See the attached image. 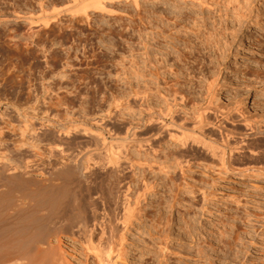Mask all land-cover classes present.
<instances>
[{
	"label": "rangeland",
	"instance_id": "374dc122",
	"mask_svg": "<svg viewBox=\"0 0 264 264\" xmlns=\"http://www.w3.org/2000/svg\"><path fill=\"white\" fill-rule=\"evenodd\" d=\"M56 1L60 3L57 8L67 4H61L67 0H0V161L6 156L14 162L18 158L21 163L24 158L34 160V171L31 167L29 175L32 173L30 177L35 179L31 177L29 187L36 190L40 184L39 191L47 187L42 192L45 196H40L45 200L49 197L48 202L37 196L46 206L39 204V210L35 202L38 211L49 213L51 223L50 212L55 214L60 208L63 213L68 210L71 218L75 216L73 219L80 215L70 203L77 199L72 192L78 191V197L86 193L89 199L88 190L84 186L87 192H82L77 183L79 177L71 172L74 177L58 173V169L71 164L65 156L84 152L87 145L101 138L113 142L116 149V145L132 136H153L163 102L160 91L179 87L187 97L189 113H195L194 102H205L207 80L216 79V105H223L221 110L212 107L218 114L212 109L207 113L216 133L219 129L220 134L212 133L218 136L211 134L214 140L225 132L221 130L224 127L226 132L233 130L238 141L253 139L255 143L262 138H254L257 135H253L251 126L264 125V0H141V7L137 8L132 2L118 0L117 5L111 3L118 12L89 8V17L84 12L57 15L52 12ZM37 14H48L45 18L49 23L36 19L37 24H32L26 20L27 16ZM137 90L140 93L136 98ZM183 111L179 110V115H186ZM247 123H251L250 127H246ZM34 125L39 133L44 131L40 140L32 139ZM58 131L62 132L55 136ZM259 141L255 146L264 148V140ZM161 144L165 148L162 154L177 147L167 140ZM127 148L129 154L123 151L130 155L129 160L123 153L124 162L119 163L122 166L118 170L120 174L127 171L129 176L124 175V181L123 173L122 181L130 183L134 190L143 187V179L151 182L149 186H156L141 200L143 217L133 219V225H122L121 213L116 210L112 230L116 229V219L121 223L120 229H125L119 231L120 236L108 229L112 239L118 236L111 246L114 249L116 243L118 247L117 242L123 239L119 252L124 248L126 252L117 259L116 247V253L112 252L115 264H264V152L239 151L233 166L225 168L196 154L198 158L192 160L193 167L186 171L185 179L179 171L170 172L171 178L173 174L178 178L174 185L176 181L168 178V172L152 166L156 160L152 150L146 153L133 144ZM98 152L102 154L99 157L104 156L101 150L95 153ZM142 160L148 161L151 168L146 169ZM130 166L135 168L136 175L133 168L129 171ZM95 170L96 178L101 171L105 176L103 167ZM49 174H53V180ZM70 175L73 182L69 183ZM5 187L1 188L7 190ZM82 197V203L74 200V207L81 206V210L85 206L89 210L84 203L89 200ZM38 211L33 210L41 217ZM69 225L65 228L68 233L64 230L56 236L52 232L51 239L60 238L54 243L63 245L67 258L75 262L71 264H84L81 237L69 232ZM35 231L26 232V238ZM9 232L13 231L1 237L15 238L5 241L0 237L1 247L17 238Z\"/></svg>",
	"mask_w": 264,
	"mask_h": 264
},
{
	"label": "bare ground",
	"instance_id": "6f19581e",
	"mask_svg": "<svg viewBox=\"0 0 264 264\" xmlns=\"http://www.w3.org/2000/svg\"><path fill=\"white\" fill-rule=\"evenodd\" d=\"M58 1L62 2V0H58ZM115 1H118V0H67V2L63 1L61 3V4H63L64 2L67 3V4L64 3L65 6L63 5V8L62 7L57 8V6L60 5V3L59 2L57 3V1H56L57 4H53L55 2L52 3L53 4L52 5L53 6L52 12L57 14V15H59L61 13L62 14L63 13H69L71 15H75L76 13L80 14V13L84 12L82 14H86V16L89 17V14L87 13L89 8H95L97 10L105 11V12H109V13L116 11L115 9L112 8L113 6H111L114 3L116 4ZM127 1L132 2L136 6V8L141 5V0H127ZM40 4H41L40 6H42L43 8L45 7L43 3H40ZM109 5L111 6V8ZM116 7H118V6H116ZM45 12H46V10H44V13ZM49 12H51V11H49ZM116 12H118V10ZM42 14H40V15L37 14V17L33 16L34 14L31 16L29 15V16H27V17L25 16V17H26V20H28L32 24L35 22H38L36 19H38V20L41 19L42 21L40 20L41 21L40 23L48 24L49 19L45 18V17H48V14H46V15H42ZM54 18H56V16ZM51 20H52V18H51ZM35 24H37V23H35ZM155 28H156V26H155ZM163 30H164V28H163ZM171 31L172 30H170V33H172ZM163 33H165V32H163ZM170 36H172V35H170ZM157 37H158V35H157ZM157 37H156V39H157ZM153 38H154V35H153ZM216 88H217L216 79H210V80L208 79L207 84H206V91H205L204 96H203L205 102L201 103V104L199 103L200 101L197 102L198 104L196 102H194L193 108L195 109L194 111H197L195 113H189L188 107H186V105L188 103L187 97H185L183 90L181 91V89H179V87L178 88H171L170 87L169 90L165 89L164 91H160L159 93L161 94L163 102L159 106L160 108L158 109V113H157L158 118H156L157 122L155 121L157 124L154 123V124H156L155 125L156 130H155V128L153 129V131L155 130L156 132H155V134H153V136L151 135V136H148L147 138H142V139H138V137L136 138V135L134 137L132 136V138L130 140H123V142H122L123 144L119 143L118 145H116V149H115V145L113 142H108L107 141L108 139L106 140L104 138H101L97 141H94L93 144L87 145L84 152L80 151V153L77 152L78 154H75V155H74L75 152L72 155H68L67 152L66 153L64 152L65 155L66 154L68 155V156L67 155L66 156L64 155V156L70 160V161L68 160L69 161L68 163L69 164L71 163V164L66 166V164H67V162H66V164H64L66 166L65 168L62 167V169H61L59 167L60 169H58V167H57V169L59 171L58 173H70V172L72 174L74 173L73 175L77 176V178L78 177L80 178V181H77L79 187L82 188V190H83V188L85 186V188H86V190H88V192L86 190L85 191L87 193H89V199H88L87 198L88 196H86L87 195L86 193L85 194L81 193L80 191H82V190L79 191L82 195H84L83 196L84 198L86 197L87 200H89V201H84V203L87 202L86 205L88 204L87 206L90 207L88 210V209H86L87 207L82 205L83 207L80 210L79 207H81V206L74 207L75 206L74 200H77V202L81 201L82 195H79V197L81 196L79 198L78 197V194H79L78 191H76L78 194L76 192H72L73 190L72 191L70 190L72 186L69 189L72 193H75V195L74 194H72V195L77 197V199L75 198L73 201H70L74 210L78 208V210H75V212H77V215L80 212V215L76 216L77 219H73V218H75V216L73 214H72V216H74V217L71 218L68 215V210H66L67 207H64L62 204V206L64 207V210H66L67 213H63V210H62L63 208L62 209L60 208L58 211H56L55 214L53 212H50L51 210H49L51 218H52V223H51V220H49V218H47V216L49 215L48 212H46L47 214L44 213L46 215L45 216L44 214H42L43 212L38 211V209L40 210V208H41L40 207L41 204H42V208H43V205L44 206H46V205L43 204L44 203L43 200H40V201H42L40 203V201L37 200V196H38V198L40 195L45 196L44 194H42V192L44 193V191L47 187L44 186V190L42 189V191H39L40 188L38 189V187L40 186V184H39V186L36 185L38 182V181L36 182V180H37V178H36V180H34L33 183L35 182L36 184H34V185L38 186V187H36L38 189V191H37V189L33 190L35 188H33V189L30 188L31 184H32V182H31L32 178L35 179V177H32V176H31L32 178L30 177V175L32 173H30V175H29V171L31 172V170H33V168L35 166V164L33 163L34 160L32 162L31 158H28V159L24 158L25 161H23L21 163V161H19L20 158H18L19 160L17 159L18 162L17 161L14 162V160H12L11 158H9L7 156L3 157L2 160L0 161V189H1L0 190V231H1L0 237H1V235H5L4 234L5 232L13 231L11 233L9 232V234L15 233L17 238L13 241L15 244L10 242V244H6V245H10V246H7V247H6V245H5V247L0 246V264H71L73 262V260L71 262V260L69 258H67L66 253H65L66 251H65V248L63 247V245L60 243H58V244L54 243V240H56L55 242L57 243L58 240H60V238L59 239H51L52 238V232H53V234L55 233L56 236H58V233H60V232L62 233V231H64V230H65V232H67V230L65 228H67L66 225L68 226L69 224L70 225H69L68 229L71 230L69 232L73 233L76 236L78 234V236L81 237L80 242L82 241L81 244L83 246V250L85 251V257H84L85 262H84V264H115V263H117L116 260H114V258L112 256V252L114 251L116 253L117 248H118L117 252H119V250H120L119 246L121 245L120 243H122L123 239L121 241H120V239L118 240V241H120V243L117 242V244L119 245L118 247L116 246V243L114 244L115 245L114 249H113V245L111 246V244H113V241H115V238L117 241V237L120 236L119 231H122V230L124 231V229H125V228H123L121 230L120 229L121 227L119 225L121 223H122V225H133V224H130L133 219H137V220L141 219L143 217V213H142L143 207L141 206V203H142L141 200L146 199V194L148 191L155 189V188H152V187H154L155 183L153 184V186H152V184L149 186V184L151 182L149 181L150 183L148 184L145 182L146 181L145 179H143L144 181L142 182L143 187H142V185H140L141 187L138 186V188L135 190L133 188L134 186L132 187L130 183H124L122 181L121 175L124 172L122 174H120L118 167L122 166V165H119V163H121V161L123 160L122 156H125L123 154V153H125L124 152L126 150L125 148L129 147L131 144L137 145L140 149H143L146 153H150L149 150H152L151 153L155 157L154 159H156L155 163H153L152 166L158 167L160 170H162V172L163 171L168 172L169 173L168 178H171L170 175L172 173H170V172L178 173L177 171H179L181 173L180 177H183V179L186 178V177H184L186 171L188 169H191V167H193L192 165L194 163L192 164V162H193L192 160L198 158V156H197L198 154H202L203 155L202 157L205 156V158H207L205 160H211L212 159V161H211L212 163L213 162H214V164L217 163V165L225 168L227 166H233L234 159L236 158V154L239 151H245L246 150L247 152H250L251 154H254L255 152H264V148H262L261 146H258V147L255 146L258 143L259 139H261V141H262V139L264 140V138H263L264 137V125H259L255 122H254L255 124H252L251 129H252V131L254 130L253 135H255V136L257 135V137H254V136L253 137L256 140L259 136L262 137V138H259L257 140V142H255V143L253 142V139L252 140L248 139V140H251V142L249 141L248 143H247L248 140L246 141L244 139L246 141V142H244V140L241 139L242 137L241 138L239 137L241 140L238 141L236 139L237 136H235V138H234L232 135V132H234V131L232 130V132L231 131L226 132V128L224 126H223L224 128H221V126L219 128H221V130L225 129V132H221L220 138L217 137L218 139L215 138V140H214V138H213L214 135L220 134L219 129L217 131L218 133H216V131H215L216 129L210 123L211 120L210 119L208 120L207 113H209L208 111L211 109H212V111L214 110L212 107H216V108L218 107L220 109V106L223 105V104H221L219 106L216 105V103L218 102L216 100L217 99ZM139 93L140 92L137 90V92L135 93L136 98L138 97ZM127 104L131 105V104H129V100H128ZM226 105H224V106H226ZM233 106H234V104H233ZM238 107H239V104H238ZM216 108H215V110H216ZM179 110H184L183 113H185L186 115H179ZM217 111H218V109H217ZM215 113H217V112L215 111ZM221 113L223 114L222 111H221ZM227 118H229V117H227ZM225 119H226V117H225ZM230 119H231V117H230ZM151 121H149L150 124H152ZM251 123H253V122H251ZM251 123H247L246 127H250ZM129 125H131V124H129ZM229 126H231V125H229ZM248 129L249 128H247V130ZM38 130H39V128H36V126L34 125V130H33L34 135L32 137V139H34L33 141H35V139L40 140V138H41L40 134H43V132H44L43 131L42 133H39ZM67 131H66V134H67ZM213 131H215L216 134H212V133H214ZM60 132H62V131L55 132L54 133L55 136H57V135L59 136ZM247 132H249V131H247ZM211 134L213 135V137ZM209 135H211L212 138L208 139ZM137 136H138V134H137ZM216 136H218V135H216ZM249 137L251 138V136H249ZM255 139H254V141H256ZM165 140L171 141V143H173V145H175L174 147H176V146L177 147L174 148L173 150L167 151V152H165V150H164V154H162L163 149H165V148H162L161 143H162V141L164 142ZM124 141H125V144H124ZM126 141L129 142L128 143L129 145H127ZM167 149L169 150L170 148H167ZM191 149H193V150L196 149L195 151H199L200 153H195L194 151L192 152ZM55 150L57 151V149H55ZM55 150H53V151H55ZM99 150H101L103 152V155H104L103 157H101L102 154H100V152H98V155L95 153ZM127 150H129V149L127 148ZM127 150H126V152H127ZM60 151L63 152V150H60ZM127 153L129 154V152H127ZM241 153H243V152H240V154ZM128 154H126V158H127ZM54 155H56V154H54ZM99 155H101V156L99 157ZM237 155H239V154H237ZM129 157H130V155L128 156V158ZM162 157H164V158H162ZM202 157H199V159ZM133 158H130V159H133ZM157 158H159V159L162 158L164 160H160V162H158L157 160H159V159H157ZM203 159L204 158H202V160H201L202 162L205 161ZM140 161H141V159H140ZM122 162H124V160ZM141 163H143V160ZM128 164H130V163H128ZM143 164L142 165L144 167H146V169L151 168V166L148 164V161L147 162L145 161ZM135 165H133V166H135ZM202 165H207V164H202ZM124 166L127 167L128 165L127 166L124 165ZM133 166L129 167V169H130L129 171H132L134 169L132 173H134V171H135V168ZM143 166H141V167H143ZM31 167H32V169H31ZM98 167L99 168L103 167L105 169V176L104 177H103L104 174L102 173V171L100 173L102 176L101 179L99 177L100 174L98 175V173H96L98 175V178H96L97 176L94 173V172H98L95 170ZM121 168H120V170H121ZM131 168H133V169L131 170ZM29 169H31V170H29ZM171 169L173 171H171ZM123 171H124V169H123ZM125 171H126V169H125ZM125 173L123 174V177L125 178L124 181L127 178L124 175H128ZM178 174H177V176H178ZM71 175H70V177L72 178L73 175L72 176ZM94 175H95V177H94ZM133 175H136V174L134 173ZM173 175H174V177L171 179H174L173 182L176 181V184H175V182L173 184L177 185L178 178H176V174H173ZM49 176H51V175L49 174ZM52 176H53V174H52ZM62 177H64V176H61V178ZM69 178L67 180H69ZM77 178L76 179L74 178V180H77ZM134 178H135V176H134ZM175 178L177 180H175ZM51 179L53 180V177ZM130 179H133L132 176L130 177ZM72 180H73V178L71 180H69L68 182L70 183V181H72ZM181 180H182V178H181ZM82 183H83V185H82ZM181 183H182V181H181ZM78 185H75V186L78 187ZM3 186L4 187L6 186L7 188L6 187L5 188L7 190H3L1 188ZM65 186H67V184ZM75 186H73L74 189L76 188ZM155 186H156V184H155ZM178 189H179V186H178ZM76 190H79V188L78 189L76 188ZM180 190L181 189H179V193H180ZM85 191L83 190L82 192H85ZM39 193H41V194H39ZM50 193H51V191H50ZM46 194H47V192H46ZM51 194L53 195V193H51ZM41 196L39 199L44 198ZM45 198H44V200H45ZM48 199H49V197L45 201L48 202ZM35 200L37 201L38 205L36 204ZM33 202H35V204ZM49 202H51V201L49 200ZM79 203H82V202H79ZM32 204L35 205V207L32 206ZM36 205L38 206V209H37ZM31 206L33 207L32 208L33 210L36 209V211L41 212V213H39L40 215L42 214L41 217L38 215H35V213H37V212H33L32 209H31L32 211L30 210ZM66 206H67V204H66ZM101 206H102V208H101ZM47 207H49V205ZM44 208H46V207H44ZM100 209H102L101 210L102 212L100 211ZM60 210L62 211V213H60ZM87 210L88 211L91 210L90 211V213L92 212L91 215L87 213ZM116 210L120 211V213H121V215H120L121 223L117 222L118 220L116 219V223H117L116 229H120V230H116V229L114 230V228H113L114 232H116V231L118 232V233L116 232L118 234V236L116 234V237L114 239H112L110 237L111 235H109L108 231L112 230L113 226L111 227V222H112V220L115 221L113 216L116 213ZM47 211H48V209H47ZM57 212H58V214H57ZM32 213H33V216H31ZM52 213H53V215H55L54 217H53ZM75 215H76V213H75ZM28 216H31L30 219L26 218ZM68 216L74 222L68 221L70 219V218L68 219ZM22 217L24 219H20ZM13 219L14 220L16 219V223H12V222H15ZM10 220H13V221H10ZM7 221H10V222L8 223V225H5V223H7ZM49 221H50V223H49ZM67 221H68V223H66ZM118 223H120V224L118 225ZM47 224L48 225L51 224V225L48 226ZM112 224H113V222H112ZM52 226L55 228L54 229L55 232L52 230L53 229ZM32 227L34 228V230H30ZM46 227H48V228H46ZM49 227L52 229H50ZM122 227H124V226H122ZM35 229H37V230L35 231ZM47 229H48V233H47ZM49 229H50V231L51 230L52 231L50 232ZM28 231L29 232L35 231V232L31 233L29 236H27L28 238H26L25 233ZM112 231H110V233ZM114 232H112V235H113L112 237L115 236L113 234ZM1 233H3V234H1ZM21 234H22V236H21ZM73 234H71V235H73ZM120 234H121V232H120ZM23 235H25V236H23ZM13 236L12 237L10 236V238L11 239L15 238V236L14 237ZM122 236L124 237L125 235L123 234ZM122 236L119 238H122ZM109 237L112 239V241L110 240ZM76 238H79V237H76ZM4 239H5V241L11 240V239L8 240V238H4ZM74 239H75V236H74ZM124 239H125V237H124ZM110 241H111V243H110ZM6 243H9V242H6ZM11 244H14V245H11ZM122 249H121V251H122ZM123 251H125V248ZM123 251H122V253L119 252V254H118L119 256L117 255V257H119V258H117V259H120V256H122V254L124 253ZM73 263H75V262H73Z\"/></svg>",
	"mask_w": 264,
	"mask_h": 264
}]
</instances>
